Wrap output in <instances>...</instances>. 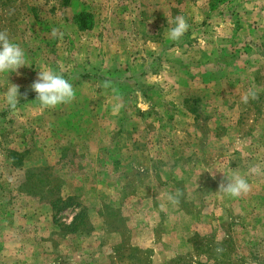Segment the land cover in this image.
<instances>
[{
	"label": "rangeland",
	"instance_id": "rangeland-1",
	"mask_svg": "<svg viewBox=\"0 0 264 264\" xmlns=\"http://www.w3.org/2000/svg\"><path fill=\"white\" fill-rule=\"evenodd\" d=\"M3 30L30 66L0 75V264H264V0H0Z\"/></svg>",
	"mask_w": 264,
	"mask_h": 264
},
{
	"label": "clouds",
	"instance_id": "clouds-1",
	"mask_svg": "<svg viewBox=\"0 0 264 264\" xmlns=\"http://www.w3.org/2000/svg\"><path fill=\"white\" fill-rule=\"evenodd\" d=\"M189 24L183 16H176L174 26L168 30L167 39L172 42H179L180 39L189 29ZM55 31V30H54ZM30 66L26 60L25 51L9 38L7 30L0 31V75L7 73H18L21 67ZM37 78L30 85L32 91L36 95L35 101L39 102L42 109L55 108L58 105L70 104L76 97L73 84L66 79L62 73H59L51 67L42 66L39 68ZM26 96V93L24 94ZM257 91L249 88L242 95L243 103H248L249 99L257 98ZM5 103L9 110H16L20 104L19 86L10 84L7 91L3 93ZM118 107V106H117ZM251 172H260L259 166H252ZM225 174V173H224ZM226 183L222 180L219 184L218 192L229 198H240L250 191V184L246 178V174H240L233 171L231 175L225 174ZM213 178L215 176L213 175ZM165 196L168 203L177 206L180 202L183 192L177 189L175 193H159L158 199ZM161 210L167 205L161 204ZM216 251L222 252L223 249L217 248Z\"/></svg>",
	"mask_w": 264,
	"mask_h": 264
}]
</instances>
